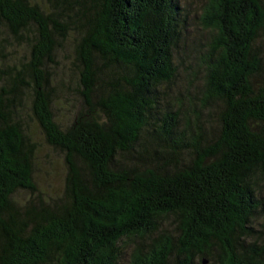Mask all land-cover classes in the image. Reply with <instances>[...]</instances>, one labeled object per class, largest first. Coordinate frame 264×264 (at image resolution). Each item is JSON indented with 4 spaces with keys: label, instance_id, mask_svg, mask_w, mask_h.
I'll return each mask as SVG.
<instances>
[{
    "label": "trees",
    "instance_id": "1",
    "mask_svg": "<svg viewBox=\"0 0 264 264\" xmlns=\"http://www.w3.org/2000/svg\"><path fill=\"white\" fill-rule=\"evenodd\" d=\"M180 1L0 0V27L32 48L0 93V264H121L126 255V264H264L254 225L264 216V0L203 4L212 35L202 111L215 110L219 125L207 140L201 111L182 133V112L161 100L185 44ZM71 31L86 106L62 125L47 67ZM25 83L68 167L54 202L15 199L37 192L36 147L17 104Z\"/></svg>",
    "mask_w": 264,
    "mask_h": 264
},
{
    "label": "rangeland",
    "instance_id": "2",
    "mask_svg": "<svg viewBox=\"0 0 264 264\" xmlns=\"http://www.w3.org/2000/svg\"><path fill=\"white\" fill-rule=\"evenodd\" d=\"M46 8L43 0H34ZM206 0H181L187 15V29L185 31V44L175 49L174 62L178 67V73L174 82L166 87L167 98L161 99L164 105H170L174 110L182 112L181 127L185 132L187 122L192 120V128L195 129V116L201 111V126L203 138H211L216 132L218 125L215 110H203L204 102V63L205 53L208 51L211 32L202 25L201 13ZM48 12V10L46 11ZM0 93L3 90H12L13 81L11 74L15 75L22 64L31 58L32 48L25 40H19L11 30L3 25L0 27ZM33 27L30 35L34 34ZM78 36L70 32L67 37H59V46L56 51L55 61L49 63L47 70L51 76L52 91L54 92V108L58 121L65 125L84 110V100L80 93L79 68L76 60V42ZM259 45L264 53V34L259 39ZM26 82H32L26 78ZM22 98L18 100V108H21V117L25 122L26 130L31 143L36 147L35 153V180L37 192L22 190L15 196L19 205H25L29 201L39 202L41 199L54 202L65 194L67 163L65 155L58 149L51 146L47 141L38 121L36 120L31 107V89L25 84L22 85ZM217 107L216 103H213ZM192 130H190L191 132ZM189 137V141L191 137ZM188 140V139H187ZM186 140V141H187ZM188 141V142H189ZM184 158L191 155V148L183 152ZM261 182V196L264 198V178ZM169 223V221H166ZM170 224V223H169ZM258 230V242L264 241V216L259 215L254 220ZM129 250L130 248L127 247ZM207 264L212 263L208 258ZM128 255L121 264H126ZM200 264H203L200 260Z\"/></svg>",
    "mask_w": 264,
    "mask_h": 264
},
{
    "label": "water",
    "instance_id": "3",
    "mask_svg": "<svg viewBox=\"0 0 264 264\" xmlns=\"http://www.w3.org/2000/svg\"><path fill=\"white\" fill-rule=\"evenodd\" d=\"M208 263V260L207 259H204L203 260V264H207Z\"/></svg>",
    "mask_w": 264,
    "mask_h": 264
}]
</instances>
